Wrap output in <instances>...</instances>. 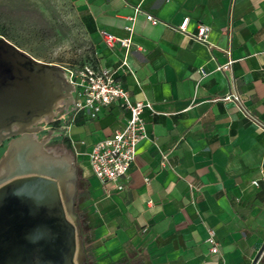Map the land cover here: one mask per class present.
I'll list each match as a JSON object with an SVG mask.
<instances>
[{"label": "crops", "instance_id": "1", "mask_svg": "<svg viewBox=\"0 0 264 264\" xmlns=\"http://www.w3.org/2000/svg\"><path fill=\"white\" fill-rule=\"evenodd\" d=\"M72 1L93 65L116 70L132 98L156 110L144 112L149 137L118 182L93 174L89 152L128 111L114 103L92 122L78 116L90 263L252 264L264 243V0ZM200 24L207 42L194 38ZM104 32L131 37L130 50L109 47ZM230 58L231 71L216 70ZM233 88L248 115L223 99Z\"/></svg>", "mask_w": 264, "mask_h": 264}, {"label": "water", "instance_id": "2", "mask_svg": "<svg viewBox=\"0 0 264 264\" xmlns=\"http://www.w3.org/2000/svg\"><path fill=\"white\" fill-rule=\"evenodd\" d=\"M72 95L63 66L0 36V131L12 132L8 170L0 179V264H87L74 211V157L49 152L36 135L38 121ZM263 255L264 243L252 264Z\"/></svg>", "mask_w": 264, "mask_h": 264}, {"label": "rangeland", "instance_id": "3", "mask_svg": "<svg viewBox=\"0 0 264 264\" xmlns=\"http://www.w3.org/2000/svg\"><path fill=\"white\" fill-rule=\"evenodd\" d=\"M0 34L34 58L63 66L69 84L71 77L75 80L79 70L95 59L72 0H0ZM70 102L68 98L61 99L54 112L37 123L36 135L45 141L49 152L72 155L78 174H82L79 162L86 161L87 147L76 131L78 116L83 113L84 119L91 122L97 117L92 118L87 111L77 112ZM68 140L73 147L68 146ZM8 146L9 142L0 150V161ZM79 186L77 209L88 228V182L82 177ZM261 263L264 264V256Z\"/></svg>", "mask_w": 264, "mask_h": 264}, {"label": "built area", "instance_id": "4", "mask_svg": "<svg viewBox=\"0 0 264 264\" xmlns=\"http://www.w3.org/2000/svg\"><path fill=\"white\" fill-rule=\"evenodd\" d=\"M147 19L152 23L158 22L157 18L151 14L147 15ZM189 20V17H185L178 29L185 31ZM209 30V26L200 24L194 38L198 41L207 42ZM104 38L109 47L120 45L126 51H129L132 46L131 37H119L113 33L104 32ZM234 61L230 58L219 64L216 70L231 71ZM122 63L129 67L126 59ZM200 71L203 75L207 74L204 68H200ZM69 81L73 86L75 95H72V102L77 112L87 111L92 118H96L106 107L118 103L129 113L122 128L97 141L89 152V162L93 174L102 182H118L129 174L134 165L138 144L149 137L144 112L150 110L156 113L153 103L147 100H134L130 92L116 78V70L110 67H97L93 64L85 65L79 70L76 79L74 80L71 77ZM223 99L237 102L240 110L248 115L237 89L233 88ZM253 183L259 185L256 180ZM206 241L210 245L212 253L219 251L214 229L208 230Z\"/></svg>", "mask_w": 264, "mask_h": 264}, {"label": "trees", "instance_id": "5", "mask_svg": "<svg viewBox=\"0 0 264 264\" xmlns=\"http://www.w3.org/2000/svg\"><path fill=\"white\" fill-rule=\"evenodd\" d=\"M68 146L73 147L69 140H68ZM81 178H82L81 174H78V181H77L78 191H77V195H76V199H75L74 211L78 217L79 225L81 228L84 250H85V254H86V262H87V264H91L90 263V252H89V248H88V245L90 243L89 242V234L91 233V230L86 227V221L83 219L80 211L77 209L78 203H79V194L81 193V188L79 186Z\"/></svg>", "mask_w": 264, "mask_h": 264}, {"label": "bare ground", "instance_id": "6", "mask_svg": "<svg viewBox=\"0 0 264 264\" xmlns=\"http://www.w3.org/2000/svg\"><path fill=\"white\" fill-rule=\"evenodd\" d=\"M66 98H68V99H70V100H72V97L71 96H69V97H66ZM66 98H62V99H66ZM61 100V99H60ZM59 100V101H60ZM58 101V102H59ZM58 102L56 103V105L58 104ZM56 105H55V107H56ZM55 109V108H54ZM52 114V113H51ZM51 114H48V115H45L44 117H49ZM15 127H17V126H15ZM14 127V128H15ZM17 129H18V127H17ZM3 131H7V130H3ZM2 131H0V133H1ZM4 136L6 137L7 135L6 134H4ZM4 138H0V140L2 141ZM10 154H11V148H10V144H9V147H8V150L6 151V154H5V157L0 161V179L1 178H3L4 176H5V174L7 173V170H8V166H7V161H8V158H9V156H10ZM77 259H78V255H77Z\"/></svg>", "mask_w": 264, "mask_h": 264}, {"label": "flooded vegetation", "instance_id": "7", "mask_svg": "<svg viewBox=\"0 0 264 264\" xmlns=\"http://www.w3.org/2000/svg\"><path fill=\"white\" fill-rule=\"evenodd\" d=\"M0 36L6 38V37L3 36L2 34H0ZM6 39H7V38H6ZM7 40H8V39H7ZM9 41H10V40H9ZM10 42H11V41H10ZM16 46H17V45H16ZM17 47H18V46H17ZM21 50H22V49H21ZM72 101H73V98H72ZM40 121H44V116H43L38 122H40ZM13 130L16 131V130H17V127H15ZM11 133H12V132H10V131H2V132L0 133V138H1V137H2V138H7L8 136H10ZM4 134H6L7 136L5 137ZM9 141H10V138L7 139V140H5L3 143H2V141L0 140V150H1L5 145H7ZM9 144H10V143H9ZM8 147H9V146H8Z\"/></svg>", "mask_w": 264, "mask_h": 264}]
</instances>
